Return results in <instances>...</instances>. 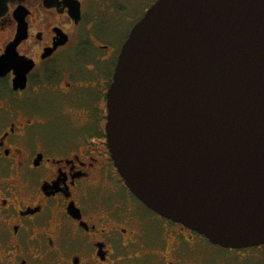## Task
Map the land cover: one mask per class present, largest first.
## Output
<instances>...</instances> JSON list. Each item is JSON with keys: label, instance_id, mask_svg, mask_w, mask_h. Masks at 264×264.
I'll return each instance as SVG.
<instances>
[{"label": "flooded vegetation", "instance_id": "obj_1", "mask_svg": "<svg viewBox=\"0 0 264 264\" xmlns=\"http://www.w3.org/2000/svg\"><path fill=\"white\" fill-rule=\"evenodd\" d=\"M157 1L0 0V264H264L149 209L111 158L107 92Z\"/></svg>", "mask_w": 264, "mask_h": 264}, {"label": "water", "instance_id": "obj_2", "mask_svg": "<svg viewBox=\"0 0 264 264\" xmlns=\"http://www.w3.org/2000/svg\"><path fill=\"white\" fill-rule=\"evenodd\" d=\"M107 108L111 158L145 206L224 247L264 243V0H158Z\"/></svg>", "mask_w": 264, "mask_h": 264}, {"label": "rangeland", "instance_id": "obj_3", "mask_svg": "<svg viewBox=\"0 0 264 264\" xmlns=\"http://www.w3.org/2000/svg\"><path fill=\"white\" fill-rule=\"evenodd\" d=\"M33 104L35 105L37 110H45L47 107L42 100H37L33 102Z\"/></svg>", "mask_w": 264, "mask_h": 264}]
</instances>
